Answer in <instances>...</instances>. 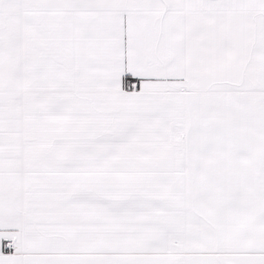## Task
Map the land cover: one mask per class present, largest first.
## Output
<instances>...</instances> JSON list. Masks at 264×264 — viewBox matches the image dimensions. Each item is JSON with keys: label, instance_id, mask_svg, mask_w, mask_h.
<instances>
[{"label": "snow or ice", "instance_id": "6c2138e0", "mask_svg": "<svg viewBox=\"0 0 264 264\" xmlns=\"http://www.w3.org/2000/svg\"><path fill=\"white\" fill-rule=\"evenodd\" d=\"M0 264H264V0H0Z\"/></svg>", "mask_w": 264, "mask_h": 264}]
</instances>
